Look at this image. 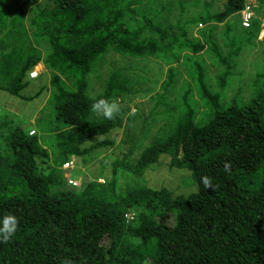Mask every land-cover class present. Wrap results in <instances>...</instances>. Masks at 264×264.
<instances>
[{
    "label": "trees",
    "instance_id": "1",
    "mask_svg": "<svg viewBox=\"0 0 264 264\" xmlns=\"http://www.w3.org/2000/svg\"><path fill=\"white\" fill-rule=\"evenodd\" d=\"M38 1L0 0V98L45 125L0 120V216L19 220L0 264H264V69L241 57L264 46V0ZM78 157L99 173L76 186Z\"/></svg>",
    "mask_w": 264,
    "mask_h": 264
},
{
    "label": "rangeland",
    "instance_id": "2",
    "mask_svg": "<svg viewBox=\"0 0 264 264\" xmlns=\"http://www.w3.org/2000/svg\"><path fill=\"white\" fill-rule=\"evenodd\" d=\"M41 1H38V4ZM249 3H253L255 4L256 2H258V0H248ZM43 4V3H40ZM262 24L264 25V22H262ZM241 27H235L232 30L229 31V36L230 38L234 39V41L236 42V45L242 44L241 41L244 40V36L241 32ZM225 39L226 35H225ZM243 49L241 48V51ZM263 50H264V46L257 41H254V43L248 47H246L244 49V51L242 52L241 56L243 58L244 61V72L247 75H252L255 74L258 71H261L262 69H264V54H263ZM221 66V65H220ZM33 71L36 72V75L34 77H30V78H35L32 79V81H35L36 83H39L41 81V79L39 77H37L40 73H45L46 79L49 77L48 75V71H44V66L41 63H38L34 66ZM43 71V72H41ZM214 77H217L216 72H214ZM41 76V75H40ZM37 77V78H36ZM234 83V82H233ZM238 85L242 86V91L240 92V96L239 99L241 101L246 100L250 91L255 90L250 82H248V84H241V83H237ZM182 91V90H181ZM180 91V92H181ZM183 93V92H182ZM238 94V92L236 93ZM234 95V92H229L226 95V99H229L230 97H232ZM4 96H2V98H0V120H6L9 121V123L7 124V128L6 131L10 130V127H13L15 125H24V129H29L30 133H33L32 129H36L41 128V126H45L42 122L39 123V121H37L36 117H32L30 110L31 109H23L24 106H20V105H15V107L11 108L10 106L6 105L7 101H3ZM9 97V96H8ZM182 97V94H181ZM180 97V98H181ZM6 98V97H4ZM195 96L191 95L189 96V102L187 101L186 104L188 103L190 105V107L194 108L195 110L199 111V116L197 118L198 121L200 122H207L211 117H212V111L211 109L206 108V109H198L196 102L194 101ZM7 99V98H6ZM219 102L221 103L222 106L226 107V105L229 102H226L224 100V94L220 93L219 95ZM231 102V101H230ZM32 106V102H30L28 104V107ZM160 107V106H159ZM39 112V111H38ZM38 112L36 114H38ZM198 113V112H197ZM141 114H143L141 112ZM42 116H44L46 118V115L42 114ZM161 117H164L165 115L161 114ZM112 138L116 139V142H118L120 140L121 137V131L120 130H116L111 132V134L109 135ZM109 148H112V146ZM7 152V147H6V143L4 140H0V153L2 155H5ZM80 158H73V161H70L71 163H67L66 165L63 166L64 169V176H66L67 181L69 183L72 184V182L76 183V186H79L81 184H83L84 178L86 176H89L92 178L93 173L94 174H98L99 173V169H96L95 166H90V165H83L81 163V161L79 160ZM99 181H102V178L98 179ZM132 214V212H131Z\"/></svg>",
    "mask_w": 264,
    "mask_h": 264
},
{
    "label": "clouds",
    "instance_id": "3",
    "mask_svg": "<svg viewBox=\"0 0 264 264\" xmlns=\"http://www.w3.org/2000/svg\"><path fill=\"white\" fill-rule=\"evenodd\" d=\"M33 68L31 69L30 73L33 71ZM30 73L29 77H31ZM90 107L94 113L107 120L114 119L121 111L120 103L116 98H94V102L90 105ZM32 131L34 133V129ZM201 179L205 188H212L214 190V185L212 184L211 178L203 176ZM18 224L19 220L17 216L10 212L0 216V243H6L12 239L18 228Z\"/></svg>",
    "mask_w": 264,
    "mask_h": 264
},
{
    "label": "built area",
    "instance_id": "4",
    "mask_svg": "<svg viewBox=\"0 0 264 264\" xmlns=\"http://www.w3.org/2000/svg\"><path fill=\"white\" fill-rule=\"evenodd\" d=\"M241 16H242V25L243 26H248L249 25V19L251 18V16L253 15V12L251 11V9H250V4L248 3V4H246L245 6H244V8L241 10ZM263 22H264V20H263ZM36 75V72L35 71H32L31 73H30V76L31 77H34ZM70 161H73V160H70ZM67 162V163H71V162ZM66 163V164H67ZM66 164H64V165H66ZM63 165V166H64ZM72 184L73 185H76V183L75 182H72Z\"/></svg>",
    "mask_w": 264,
    "mask_h": 264
},
{
    "label": "crops",
    "instance_id": "5",
    "mask_svg": "<svg viewBox=\"0 0 264 264\" xmlns=\"http://www.w3.org/2000/svg\"><path fill=\"white\" fill-rule=\"evenodd\" d=\"M260 35H262V33H260Z\"/></svg>",
    "mask_w": 264,
    "mask_h": 264
}]
</instances>
